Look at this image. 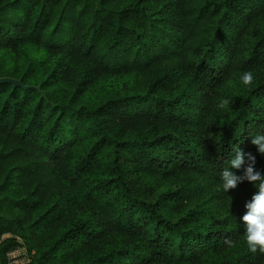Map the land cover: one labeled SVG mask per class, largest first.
I'll use <instances>...</instances> for the list:
<instances>
[{
  "label": "trees",
  "instance_id": "trees-1",
  "mask_svg": "<svg viewBox=\"0 0 264 264\" xmlns=\"http://www.w3.org/2000/svg\"><path fill=\"white\" fill-rule=\"evenodd\" d=\"M3 76L0 264H264L220 187L264 173V0H0Z\"/></svg>",
  "mask_w": 264,
  "mask_h": 264
},
{
  "label": "clouds",
  "instance_id": "clouds-1",
  "mask_svg": "<svg viewBox=\"0 0 264 264\" xmlns=\"http://www.w3.org/2000/svg\"><path fill=\"white\" fill-rule=\"evenodd\" d=\"M239 81L244 86L253 84L254 76L251 71L243 72ZM232 100L220 97L216 103L217 111L226 110ZM252 143L259 154L264 155V134L252 136ZM234 156L229 160L228 166L220 174L221 190L227 193L235 189L239 183L250 182L257 191L250 201L245 203L246 212L240 217V226L243 227V238L251 253L264 254V173L255 169V157L251 153H243L236 147ZM247 155V161L245 160ZM239 170V174L237 171ZM231 245V241H226Z\"/></svg>",
  "mask_w": 264,
  "mask_h": 264
},
{
  "label": "built area",
  "instance_id": "built-area-1",
  "mask_svg": "<svg viewBox=\"0 0 264 264\" xmlns=\"http://www.w3.org/2000/svg\"><path fill=\"white\" fill-rule=\"evenodd\" d=\"M29 260L30 257L25 247L7 253V264H26Z\"/></svg>",
  "mask_w": 264,
  "mask_h": 264
},
{
  "label": "water",
  "instance_id": "water-1",
  "mask_svg": "<svg viewBox=\"0 0 264 264\" xmlns=\"http://www.w3.org/2000/svg\"><path fill=\"white\" fill-rule=\"evenodd\" d=\"M1 82L11 83L14 86H22V83H21V81L19 79L7 77V76L0 77V83Z\"/></svg>",
  "mask_w": 264,
  "mask_h": 264
}]
</instances>
